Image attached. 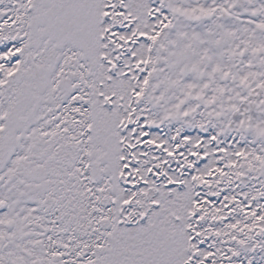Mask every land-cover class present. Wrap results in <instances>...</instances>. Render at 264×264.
Masks as SVG:
<instances>
[{
    "label": "snow or ice",
    "instance_id": "obj_1",
    "mask_svg": "<svg viewBox=\"0 0 264 264\" xmlns=\"http://www.w3.org/2000/svg\"><path fill=\"white\" fill-rule=\"evenodd\" d=\"M0 264H264V0H0Z\"/></svg>",
    "mask_w": 264,
    "mask_h": 264
}]
</instances>
